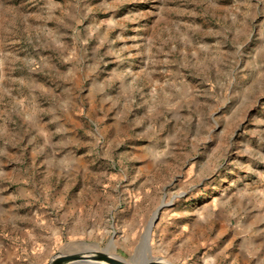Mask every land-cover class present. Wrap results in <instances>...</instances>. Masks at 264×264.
<instances>
[{
  "label": "rangeland",
  "instance_id": "obj_1",
  "mask_svg": "<svg viewBox=\"0 0 264 264\" xmlns=\"http://www.w3.org/2000/svg\"><path fill=\"white\" fill-rule=\"evenodd\" d=\"M148 245L264 264V0H0V264Z\"/></svg>",
  "mask_w": 264,
  "mask_h": 264
},
{
  "label": "water",
  "instance_id": "obj_2",
  "mask_svg": "<svg viewBox=\"0 0 264 264\" xmlns=\"http://www.w3.org/2000/svg\"><path fill=\"white\" fill-rule=\"evenodd\" d=\"M151 231V226L148 228V232ZM112 245V241L109 246ZM108 247L104 250H84L75 253H61L54 255L50 264H63L64 262H82L89 264H174L170 260L164 257H155L151 254L150 245H148L149 255H146L142 261L138 262L135 256H132L130 260H126L118 255L108 253Z\"/></svg>",
  "mask_w": 264,
  "mask_h": 264
},
{
  "label": "bare ground",
  "instance_id": "obj_3",
  "mask_svg": "<svg viewBox=\"0 0 264 264\" xmlns=\"http://www.w3.org/2000/svg\"><path fill=\"white\" fill-rule=\"evenodd\" d=\"M109 249V248H108ZM109 251V250H108ZM83 264H89V263H83Z\"/></svg>",
  "mask_w": 264,
  "mask_h": 264
}]
</instances>
